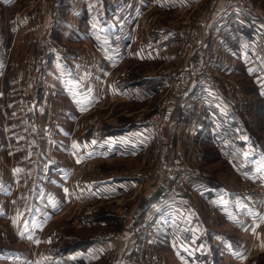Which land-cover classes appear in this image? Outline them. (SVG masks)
I'll use <instances>...</instances> for the list:
<instances>
[{
    "label": "rangeland",
    "instance_id": "1",
    "mask_svg": "<svg viewBox=\"0 0 264 264\" xmlns=\"http://www.w3.org/2000/svg\"><path fill=\"white\" fill-rule=\"evenodd\" d=\"M2 1L4 3L0 0V185L2 186L0 198L6 200L4 204L7 211L10 207L13 208L14 213L21 215L26 201L25 195L27 196L29 192L33 193L36 188L39 189L40 195L43 193L39 187L42 185L39 175L45 170H51V155L53 152H58L53 147L56 141L60 145L59 136L64 138L69 131L71 135L76 131V127L69 128L70 124L75 126L78 121L86 122L90 140L97 142L106 135L116 133L113 131L119 127L130 123L135 125L146 119L147 123L142 128L134 127L131 131L149 130L153 138L152 146L145 156L100 159L86 166L71 167L68 180L66 177L63 185L75 191L76 182L83 175L91 177L92 181L113 177V181L107 184L114 185L117 191V188L127 181L133 186L131 192H126L127 194L117 196V192H114L111 199L97 198L89 203H82L87 196L77 191L76 195L80 197L76 198L77 202L73 203L74 196L72 203L47 226L48 230L50 229L48 232L55 237L53 243L44 242L45 228L37 232L40 237L36 234L33 238L20 239L19 234L17 235L15 214L11 218H0V246L23 249L24 251L18 254H25L23 264L37 262L40 256H45L48 252H57L62 258L63 255L74 253L73 251L78 254L79 249L86 252L90 250L96 258L95 261L88 262L90 260L88 257V264H134L132 262L134 256H139V253L143 252L149 254L150 261L143 256L140 258L141 264H151L152 260L154 264H165L167 252L175 247L173 240L179 248L189 251L185 239L183 240L182 222L179 226L178 222L169 220L171 224L169 227L167 217L163 219L154 217V224L151 231H148L149 224L141 217L146 214V209L139 210L140 204L147 196L146 192L164 188L163 183H159V180L163 181V179L160 176L157 178L156 173L159 164L161 165L160 150L165 146L168 147V161L172 159L173 162L174 158H180L189 169L194 168L199 172L197 174L204 176L207 184L214 183L213 185L222 187L218 193L221 196L229 194L231 189L238 191L242 187L252 191L254 189L258 193L256 186L259 185V181H264L258 175L264 169V55L256 56L250 50V45L239 44L243 35L247 36V34L240 31L239 23L242 22L236 17L237 11L229 10L225 6V0L221 12L226 18L221 22L222 15H220L215 31H210L213 42L211 40L206 42L208 39L201 36L200 29L203 25L207 26L208 17L205 19L204 14L211 4L217 3L218 0H204V2L197 0L195 4L186 5L187 10L175 11V14L171 13V15L163 9H153L152 5L140 8L138 15L132 20L129 15L126 23H122L121 28L112 38L111 48L114 52L117 49L128 50V45L132 46L128 51L133 52L137 30L142 31L146 38L151 36L154 29L163 26H175L183 31L187 27H195L199 43L187 56H184L179 39L178 47L175 48L176 58L169 59L170 53L167 50L169 54L167 62H138L128 57L129 54L126 52L123 59L118 60L113 66H108L106 70H104V54L102 50L95 48L94 44L97 40L92 41L85 28L84 22L89 23L84 17L86 14L84 4L87 0ZM251 1L264 13V0ZM88 3L91 11L96 14L93 18H97V24H102L104 8L107 10V20L113 21L114 13L110 10L116 11L120 7H125L131 11L134 0H88ZM3 4L8 6L4 7ZM134 4H137V0ZM19 21H21L20 28ZM8 23H11L10 32ZM240 32L243 34L241 35ZM221 41H228L230 46L224 47ZM212 44L216 51L209 49ZM214 52L217 53L216 59ZM206 56L211 62L216 61V64L212 65L213 69H210L214 87L210 91L206 89L204 82L193 81L187 87V91L193 96L188 102L172 95V91L164 83L163 85L160 80H156L159 86L154 84L155 81L151 82L153 89L156 90L150 89L152 95L149 94L148 100L130 102V96L127 97L126 94L122 96L114 91L113 97L98 106L95 113L84 115L85 111L74 112L75 106L66 93L67 85L70 83L68 79L73 80V77L80 79L83 75L95 80V92L105 91L107 81L104 79L109 74L116 77L121 74L126 78L125 83H139V86H143L141 88L147 92L146 88L151 87H149L150 83L145 81L147 78L150 79L151 74H158L164 67H167V70L179 69L180 66L190 65ZM126 58L124 72L116 69L117 65ZM121 81L123 80H114L111 83L115 86ZM166 94L167 98L175 97L173 101L171 100L172 107L170 106L173 110L172 119L176 117L175 114L180 119L173 125L171 121L163 134L156 135L148 120L163 102ZM218 95H220L219 99ZM122 97L125 99H121ZM214 101L220 105V110L217 109L220 118H217L211 110ZM178 104H182L183 107L182 111L178 109L176 112L174 106H179ZM222 113L228 115L224 117ZM228 125L236 129V140L232 139L233 143L227 141ZM209 132L215 133V138L209 144L204 143L203 138ZM93 134L97 138H93ZM113 137L116 138V135L113 134ZM219 138L222 142L220 146L216 145V139ZM43 144L46 146L45 153H42L41 149ZM234 145L235 150L238 145H242L244 155L242 160L238 159L232 165L222 153L225 150L232 152ZM71 148L70 144L68 147L70 163ZM250 167L258 173L249 171ZM197 176L188 181L193 188L189 204L183 203L182 195L161 190L158 198L156 197L157 206L167 202L165 199L167 193L178 196L179 202L188 208H192L196 202H204L201 203L200 208L204 211L205 215L202 218L206 221V231L210 236L215 232L221 234L222 230H231L230 232L238 239L242 238L239 231L223 220L225 215L221 210L217 214L205 204L207 201L210 203V199L208 200L204 193L205 187H199L200 179ZM133 178L136 179L135 182L131 181ZM223 188L226 189V194L223 193ZM46 198L45 194L44 199ZM29 199L35 201V194ZM216 210L219 209L216 207ZM175 212L179 216L184 215V210L181 208ZM132 214L140 218L135 222L139 226L138 231L131 234L130 241L129 231L133 228H128L127 225ZM173 216L180 219L176 215ZM189 238L190 236L186 241ZM250 241L252 244V237ZM128 242L131 247L124 248L123 245ZM218 242L219 240L216 239L215 245H218ZM126 248H129L128 252ZM213 248L219 247L213 246ZM99 252L108 254V258L105 257L98 262ZM246 252L245 255L248 256V250ZM249 252L251 259L247 264H264L263 250H257L253 244ZM216 254L204 258L209 264H214L215 258L217 261L221 259L219 258L221 253L217 256ZM5 264L12 262L8 259Z\"/></svg>",
    "mask_w": 264,
    "mask_h": 264
},
{
    "label": "crops",
    "instance_id": "2",
    "mask_svg": "<svg viewBox=\"0 0 264 264\" xmlns=\"http://www.w3.org/2000/svg\"><path fill=\"white\" fill-rule=\"evenodd\" d=\"M135 1L136 0H134V3ZM196 1L197 0H137V4H132L131 11L125 7H120L119 10L116 9V11L111 9L110 12L114 13L113 21L107 20V10L104 8V13L102 15L103 23L97 24V18H93L96 16V14L91 11V6L87 0L86 4H84L86 7V14L84 17L85 21L88 20L89 23L86 24L84 22V24L88 31V36L92 39V41H94V39L97 40L96 44H94L95 48L102 50L104 54V70H106L108 66L117 64L118 60H121V58L123 59V55L126 54V52L129 54L128 57L133 60H137L138 62H167V57L169 55L167 54L168 50L170 53L168 58L174 60L177 54H175V48L178 47V40L181 39L184 32L181 28H177L175 26L157 27L153 30L151 36L146 38L142 31L137 30L135 41L136 44L133 52L128 51L130 47H132L130 45H128V50L124 49V51L122 49H117L114 52L111 48V40L121 28L122 23H126V19L129 17V15L132 20L138 15V12L141 11L140 8H147L148 6L152 5L151 7L153 9H163L171 15V13L175 14V11H182L183 7L186 5L195 4ZM202 1L204 2V0H201L200 2ZM1 2L3 1L1 0ZM10 2H14V0H10ZM2 6L6 7L8 5L3 4ZM212 9L214 10L212 11ZM221 9L222 2L218 1L215 4H211L209 10L204 14L205 19L208 17L207 26L203 25L200 31L201 36L208 39L206 42H209L210 40L213 42L210 31H215L216 28H214V25L217 22L218 17L222 15ZM109 16L111 18V14ZM221 18V22H224V18H226V16L222 15ZM10 26L11 23H8L9 32L11 30ZM69 26L72 27L73 25ZM18 27H21V21L18 22ZM243 40L244 35L239 43L241 46H245ZM227 42L228 41H221V43L224 44V47L230 46ZM161 51L164 55H161ZM127 58L121 62V64H118L116 69L118 68L123 71V66L125 63H127ZM156 74L157 73L151 74L149 76L150 79H147L152 80L156 78ZM102 77H104V75ZM113 79L117 81H123L119 82L117 85L115 84L114 86L111 83V81L114 82ZM125 79V76L121 74L117 77L113 74L107 75L104 79L107 81L105 85V91L102 90L101 92H95L96 84L92 77L89 78L88 76L83 75L80 77V79H75V77H73V80L68 79L70 83L67 85L66 93L71 100L72 105L75 106L74 112L80 113L85 111L84 115L95 113L98 109V106L105 103L108 98L113 97L112 95L114 91L122 96H124V94H126L127 97L130 96V102H140L142 100L145 101L144 99L148 100L150 98L149 94L152 95V93H150V89L146 88V92L143 88H141L143 86H139V83H124ZM121 99L125 98L122 97ZM143 126L144 124L141 125V127L138 126L136 128H142ZM75 127L76 131H78L77 133L75 131L71 135V131H69V133L66 132L67 136L64 138L59 136L58 141L60 145H58L57 141L55 142L53 148H55L56 151L58 150V152H53L51 155V170H45L39 175V178L42 182L40 183L42 185L39 187L43 193L40 195L39 189L36 188L33 193L29 192L27 196L25 195L26 201L21 215H18L17 212L14 213L13 208L10 207L7 211L5 208L6 204H4L6 200L4 201L0 198V218H11L14 217L15 214L17 221V235L19 234L20 239L26 240L28 238H33L39 230L45 228L46 232L44 233V242L53 243L55 237H53V235L48 232L50 229L48 230L47 226L52 220L55 219V217L59 216L69 204L72 203L74 196L75 199L73 203L77 202L76 198H80L76 195L77 191L81 195L87 196V198H85L82 203H89L90 201L93 202L97 198H100L101 200L111 199L110 197H113L114 192H117V196L131 192L133 184H128L129 181L124 183L123 186H119L117 188L118 191L115 189L114 185L109 186L107 183L113 181V177H108L104 180L95 179L92 181L93 179H91V177H85V175H83L80 177V180L76 182V191L72 188H69L68 186L65 187L63 185V181H66V177L68 180L69 170L71 167L81 165L86 166L100 159L105 160L115 157L130 158L145 156L148 154V150L152 146L153 138L149 130L143 131L137 129V131H131L130 134L116 136V138L113 137V134H110L106 135L100 141L92 142L89 138V132L87 131L88 124L86 122L78 121L75 123V126H73V124L69 125V128L71 129ZM70 144L72 145V154H70L71 163L69 162L70 160L68 155V147ZM45 147L46 146L43 144V147L41 148L42 153L44 152ZM250 169L249 171H252L254 174L258 173L255 170H252L251 167ZM259 174L264 176V169ZM49 177L51 178L49 179ZM135 180L136 179L133 178L131 181L135 182ZM248 181L253 182L252 180ZM98 182H100V184H98ZM213 186V191H208L209 193L204 191L205 195H207V199H210V203L207 201L205 204H207L209 208L213 209V211L217 214L218 211L221 210L225 215L223 220L230 227L239 231L241 233L239 235L242 238L238 239L234 233L230 232L231 230H222L221 234L215 232L210 236V233L208 234V231H206V221L202 218V216L205 215L204 211H202V208H200L201 203L203 204L204 202H196V206L194 205L192 208H188L179 202L178 196L167 193V196H165L167 202H165L164 205L157 206L158 191L149 190L146 192L147 196H145V199L142 201L143 204H145L146 214H143L141 217L147 220L146 222L149 224L148 231H151V228L154 224V217H158L160 219L167 217V222L169 220L171 222L176 221L178 222L179 226H181L182 222L181 227H183L184 232L183 240L185 239L184 242L187 244L189 251L179 248L172 238L173 245L175 247L167 252V263L165 264H209V262L204 257H210V255L213 256L216 253H221L219 256L221 259L217 261V258H215L214 264H247V262L251 259V256L249 255V249L253 244L257 250L261 249L264 251V194L256 193L254 189L252 191V189L248 190L247 187H242L238 191H231V189L229 194H226V189L223 188V193H225L226 196H221V194L218 193L219 189L222 187H219L218 185ZM0 187L2 186L0 185ZM37 193H39L40 196L37 195ZM32 194H35V201H29V198L32 197ZM45 194L47 195V200L44 199ZM163 194L166 195V193ZM213 197L215 199H213ZM140 205L142 206V203ZM216 207L219 210H216ZM179 208L184 210L183 216H179L175 212ZM173 215L178 216L180 219L175 218ZM130 218L131 219L128 222L127 227L133 228V230L129 231V237L131 238V241V234L133 232H137L139 226L134 221H131L133 218L136 220V215L132 214ZM167 224L169 227H171L169 222ZM230 233H232V235ZM192 234H194V236ZM188 236H190V238L188 241H186ZM251 237L252 244L250 241ZM150 238L152 239V235H150ZM216 239L219 240L218 245H215ZM126 246L131 247V244L128 242L123 245L124 248ZM213 246H218L219 248L214 249ZM128 249L129 248H126L127 252ZM247 250L248 256L245 255L247 254ZM23 251V249L18 247L0 246V264H5L6 260H8L12 255L19 254ZM78 251V254L75 253L76 251H73L74 253H68L70 255V261L61 260L57 252H48L45 256H40L39 260L37 261L38 263L34 262L32 264H83V262L84 264H88V257H90L88 262L96 260V258L90 253V250L86 252L79 249ZM222 252L224 254H222ZM105 257L108 258V254L99 252L98 262H101Z\"/></svg>",
    "mask_w": 264,
    "mask_h": 264
},
{
    "label": "built area",
    "instance_id": "3",
    "mask_svg": "<svg viewBox=\"0 0 264 264\" xmlns=\"http://www.w3.org/2000/svg\"><path fill=\"white\" fill-rule=\"evenodd\" d=\"M225 6L229 10L237 11L236 17L238 21L242 22L246 27L250 29L252 40L250 41V50L256 56L264 55V13L260 10L257 5L253 4L251 0H225ZM184 10L188 9V6L183 7ZM197 29L194 27H187L180 40L181 52L184 56H187L189 52L195 48L196 44L199 43V38L196 37ZM120 38H117L119 40ZM215 59L217 53L214 52ZM91 58L94 56H90ZM213 59V60H215ZM212 60V61H213ZM216 61L211 62V60L206 57H201L197 62L191 63L190 65L180 66L179 69H168L164 67L159 70L157 76L160 80L172 91V95L178 96L182 100L191 101L193 96L187 91L188 85L193 81L197 80L206 85V89L212 91L214 87L213 77L211 76L210 69L212 65L216 64ZM174 96L167 98V94L164 97L163 102L158 106L155 112L150 116L148 122L153 129L154 134H163L169 123L172 121V109L171 100L175 99ZM172 107V106H171ZM196 124V122H195ZM217 130V128H216ZM155 136V135H154ZM93 138H97L96 135H92ZM216 145L220 146V138L216 139ZM229 143H233L231 138H227ZM223 145V144H222ZM235 150V145L233 146V151L230 152L225 150L222 153L223 157H227L232 165L238 161L242 160L244 155V147L238 145ZM168 147H162L160 150V161L159 168L157 170V178L160 176L161 179L169 181L168 191L178 193L184 197V204H189L191 198L190 194L193 193V188L190 184L189 179L195 177L199 174L194 168L189 169L186 164L180 161V158L167 159ZM262 178V177H261ZM263 179V178H262ZM259 185L256 189L259 194H264V181H259ZM145 256L149 261V254L146 252L139 253V256L135 255L133 258L134 264H141L140 258ZM63 261H70V255H63L61 258ZM25 260L24 255H12L9 261L12 264H23ZM154 264V261L152 260Z\"/></svg>",
    "mask_w": 264,
    "mask_h": 264
},
{
    "label": "trees",
    "instance_id": "4",
    "mask_svg": "<svg viewBox=\"0 0 264 264\" xmlns=\"http://www.w3.org/2000/svg\"><path fill=\"white\" fill-rule=\"evenodd\" d=\"M213 1H215V0H213ZM212 1V2H213ZM219 1V0H218ZM222 2V6H223V2H224V0H222L221 1ZM212 4H215V2H213ZM214 9H212V11H213ZM220 17V16H219ZM218 17V18H219ZM239 23V22H238ZM217 23H215V25H216ZM215 25H214V28H215ZM239 25H240V31L241 32H243V33H246L247 34V36H244V44H245V46L246 45H250V41L252 40V37H251V32H250V29L248 28V27H246L243 23H239ZM240 32V33H241ZM243 33H241V35L243 34ZM205 46H207L206 44H205ZM250 47V46H249ZM209 49H211V50H213V51H216V49H215V46H214V44L213 45H211L210 46V48ZM194 53V52H193ZM156 80H160V77L158 76L157 78H154V79H152V80H149V79H147L146 81H145V83H150V85H149V87H151V88H148V89H153L154 88V86H153V83H151V81L152 82H154V84H157L158 86H159V84H158V81H156ZM159 82H161L162 84H163V82L160 80ZM125 83V82H124ZM126 83H128V82H126ZM145 83H143V84H145ZM164 85V84H163ZM191 85V84H190ZM162 86V85H161ZM144 87H147V86H144ZM153 90H156V89H153ZM215 91H213V93H214ZM219 97H220V95H218V99H219ZM216 99V98H215ZM218 99H217V101H218ZM217 101H214L213 103H212V108H211V110L214 112V115H216V117L217 118H220L219 116H220V112H218V110L217 109H219L220 110V105L218 104V102ZM179 106H174V111H176L177 112V110L178 109H180L181 111H182V104H178ZM222 114H224V117H226V115H228V113L226 114V113H222ZM176 115V117L174 118V119H172V122H171V125H173L175 122H176V120H179L180 119V117L177 115V114H175ZM229 119H231V118H229ZM147 123V120L146 119H142V121L141 122H137V123H135V125H131V123L130 124H128V125H125L124 127H119V128H117L116 129V131H113V132H116V133H113L114 135H116V136H121V135H124V134H130L131 133V130L134 128V127H138V126H141V125H143V124H146ZM129 125H131V126H129ZM137 125V126H136ZM233 125H234V123H233ZM122 128V129H121ZM118 129H121V130H118ZM118 130V131H117ZM226 134L228 135V137L229 138H231V139H235L236 137H235V135H236V129L234 128V127H230V125H228L227 127H226ZM215 136V133H213V132H209V133H207V135L206 136H204V138H203V142L204 143H211V140H213V138H215L214 137ZM217 138V137H216ZM236 140V139H235ZM260 177H262L263 179H264V176H262L261 174H258ZM197 177H199V179H200V182H199V187L201 186V187H205V191L206 192H210V191H213L214 190V186H213V184L214 183H211L212 185H210V184H207L206 182H205V177L204 176H202V175H199V176H197ZM159 183H163L162 184V186H164V188L163 189H158L157 191H158V193L161 191V190H168V187H169V181H167V180H164L163 179V181H161V180H159ZM208 186H207V185ZM140 207V206H139ZM143 208H145V204H143L142 203V206H141V208L139 209V210H141L142 211V209ZM145 210V209H144ZM144 210H143V212H144ZM138 211V210H137ZM139 217H137L136 218V220L138 219ZM136 220L133 218L131 221H134V222H136Z\"/></svg>",
    "mask_w": 264,
    "mask_h": 264
}]
</instances>
